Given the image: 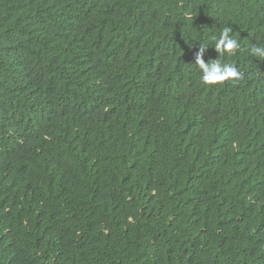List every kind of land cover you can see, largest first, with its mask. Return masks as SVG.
<instances>
[{"label":"trees","instance_id":"16d2710c","mask_svg":"<svg viewBox=\"0 0 264 264\" xmlns=\"http://www.w3.org/2000/svg\"><path fill=\"white\" fill-rule=\"evenodd\" d=\"M257 47L264 0H0V264H264Z\"/></svg>","mask_w":264,"mask_h":264},{"label":"clouds","instance_id":"9594fccd","mask_svg":"<svg viewBox=\"0 0 264 264\" xmlns=\"http://www.w3.org/2000/svg\"><path fill=\"white\" fill-rule=\"evenodd\" d=\"M230 29L225 28L218 41L215 44L217 50L223 55L227 52L230 55H234L240 48V44L237 39L230 36ZM253 54L264 58V47H257L252 50ZM196 64L202 72L201 79L206 84H212L217 82H224L226 80H239L242 79L243 73L232 64H222L220 60H211L205 62L202 55H198Z\"/></svg>","mask_w":264,"mask_h":264},{"label":"bare ground","instance_id":"6f19581e","mask_svg":"<svg viewBox=\"0 0 264 264\" xmlns=\"http://www.w3.org/2000/svg\"><path fill=\"white\" fill-rule=\"evenodd\" d=\"M239 115V114H238ZM184 129V128H183ZM256 129V128H255ZM261 129V128H260ZM252 131H253V129H252ZM263 131V130H262ZM257 132V131H256ZM259 132V131H258ZM179 133H181V132H179ZM254 133V132H253ZM173 140V139H172ZM174 142V141H173ZM122 156V155H121ZM125 157V156H124ZM130 157V156H129ZM125 159V158H124ZM139 159V158H138ZM145 159V158H144ZM132 160V159H131ZM136 160V159H135ZM118 161H120V159L118 160ZM129 162V161H128ZM133 162V161H132ZM144 162V161H143ZM146 162V161H145ZM130 163H131V161H130ZM118 165V164H117ZM103 166H104V164H103ZM147 166H148V164H147ZM149 167V166H148ZM135 168V167H134ZM145 169V168H144ZM143 169V170H144ZM135 170H138V169H135ZM151 170V169H150ZM149 170V171H150ZM141 171H142V169H141ZM152 171V170H151ZM213 172V171H212ZM216 172V171H215ZM129 174V173H128ZM152 174V173H151ZM216 174V173H215ZM239 174V173H238ZM144 175V174H143ZM208 176V175H207ZM215 176V175H214ZM209 177V176H208ZM128 178V177H127ZM131 178V177H130ZM153 178V177H152ZM153 180V179H152ZM127 181V180H126ZM131 181V180H130ZM234 185V184H233ZM232 187V186H231ZM230 206V205H229ZM204 208V207H203ZM210 208V207H209ZM216 208V207H215ZM161 209V208H160ZM159 210V209H158ZM228 210V209H227ZM159 214V213H158ZM217 216V215H216ZM220 220V219H219ZM215 221V220H214ZM217 222V221H216ZM162 227H164V226H162ZM187 231V230H186ZM185 234V233H184ZM185 235H187V234H185ZM176 236V235H175ZM183 236V235H182ZM154 238V237H153ZM177 239V238H176ZM212 244V243H211ZM212 246V245H211ZM209 248V247H208Z\"/></svg>","mask_w":264,"mask_h":264}]
</instances>
